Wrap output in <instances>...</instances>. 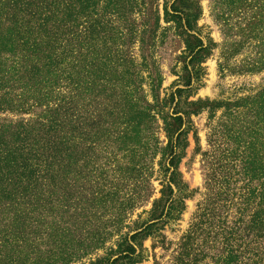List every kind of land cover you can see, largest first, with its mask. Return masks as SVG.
I'll use <instances>...</instances> for the list:
<instances>
[{"label":"trees","instance_id":"1","mask_svg":"<svg viewBox=\"0 0 264 264\" xmlns=\"http://www.w3.org/2000/svg\"><path fill=\"white\" fill-rule=\"evenodd\" d=\"M157 1L0 0V113L18 115L0 119V264H73L114 236L117 249L89 264L141 262L139 240L164 243V226L184 208L178 164L188 116L202 110L210 124L207 194L170 264L204 263L209 253L214 264H264V89L189 101L210 50L192 31L201 10L195 0H164L162 19L175 23L185 49L182 86L175 81L161 96ZM235 3L217 7L223 58L248 48L232 71L264 70V5ZM114 138H127V187L119 162L88 166L94 142L104 140L108 154ZM158 155L160 196L142 211L148 219L121 233L127 215L153 196Z\"/></svg>","mask_w":264,"mask_h":264},{"label":"rangeland","instance_id":"2","mask_svg":"<svg viewBox=\"0 0 264 264\" xmlns=\"http://www.w3.org/2000/svg\"><path fill=\"white\" fill-rule=\"evenodd\" d=\"M171 3L173 0H168ZM193 0H190L187 6L192 7ZM243 1V3H242ZM236 0L235 6L247 5H264V0ZM227 0H195V3L200 7V16L196 22V28L193 33L197 34L204 43L209 44L210 50L208 55L201 63L203 68V74L201 78V85L194 90L192 95L188 98L189 101L197 100H233L239 97L253 95L256 92L264 89V70L257 72H238L232 71L233 68L238 70L241 65V60L246 58L249 53L248 48L242 49L238 54L233 55L227 60L223 58V54L226 51L225 38L222 34L223 21L218 18L216 13L220 7L223 11ZM164 0H158L157 4L160 12V26L156 31V44L153 52L154 58L158 61L160 70L162 73V89L161 96L168 93L173 85V82L178 81L181 84L182 74V60L180 56L185 49L182 36L179 35L174 22H165L162 19ZM194 3V4H195ZM156 4V3H154ZM154 4L152 9H154ZM186 4V3H185ZM221 12V11H220ZM220 14V13H219ZM226 16L227 14L224 13ZM249 14V13H248ZM137 24L141 22L139 14L134 13ZM235 17V15H234ZM128 24V22H127ZM139 26V25H138ZM230 41V40H228ZM133 54L135 57H139L138 47L134 46ZM226 61V62H225ZM222 62L223 70L219 67V63ZM225 62V63H223ZM145 74V73H143ZM180 107L187 108L186 104L181 103ZM29 116V115H25ZM17 119L18 115L12 113H0V119ZM188 134L186 146L183 148L182 155L178 164V171L180 173L182 181L187 185V192L189 195L184 199V208L179 215L178 219L169 222L163 228L162 233L165 235L164 243L156 241L153 236L145 237L139 240L143 250V260L138 264H170L172 260L173 250L177 246V242L180 240L190 225L194 221L195 215L199 206L204 202L207 194L206 189V175H207V152L210 150V144L208 135L210 134V124L208 120V111L202 110L198 113L188 116ZM161 139H164V134H160ZM109 142L111 149L108 150V154L102 150L104 149L105 141L99 140L94 142L93 145L96 148L94 156L89 158L88 166H92L98 170L102 166V163L108 159L114 168H117L119 162L124 166L122 174L126 179L127 187V138H114ZM90 140H86L83 143L85 153L88 152V144ZM124 149V150H123ZM84 153V154H85ZM159 155L156 156L153 168L154 175L151 178V186L154 188V193L149 202L137 206L134 212L127 215V219L124 223V228L121 233H127L133 231L138 224L134 221L141 222L148 219V215L142 214L143 210H149L151 208V202L154 198L160 196L159 190L161 185L158 179V165ZM100 166H97L100 164ZM131 231V232H132ZM119 239V236H114L111 241L106 243L104 249L99 250L96 254L82 259L79 262L73 264H89L90 260L96 258L107 257V251L109 247L117 249L115 241ZM118 254H113L112 258L117 257ZM212 253H209L204 263L197 264H214L211 258ZM127 259H121L119 264H124ZM104 264V262H103Z\"/></svg>","mask_w":264,"mask_h":264}]
</instances>
